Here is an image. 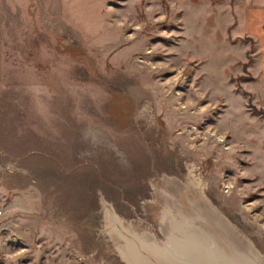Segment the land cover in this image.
Masks as SVG:
<instances>
[{"label":"rangeland","instance_id":"obj_1","mask_svg":"<svg viewBox=\"0 0 264 264\" xmlns=\"http://www.w3.org/2000/svg\"><path fill=\"white\" fill-rule=\"evenodd\" d=\"M225 5L7 6L0 264H124L102 212L162 239L164 178L209 199L264 255V23L244 34Z\"/></svg>","mask_w":264,"mask_h":264},{"label":"bare ground","instance_id":"obj_2","mask_svg":"<svg viewBox=\"0 0 264 264\" xmlns=\"http://www.w3.org/2000/svg\"><path fill=\"white\" fill-rule=\"evenodd\" d=\"M145 107L135 120H142ZM161 180L166 188L156 194L164 204L158 225L162 239L125 222L107 205L102 212L124 264H264L259 249L209 199L199 195L196 203L181 180Z\"/></svg>","mask_w":264,"mask_h":264},{"label":"crops","instance_id":"obj_3","mask_svg":"<svg viewBox=\"0 0 264 264\" xmlns=\"http://www.w3.org/2000/svg\"><path fill=\"white\" fill-rule=\"evenodd\" d=\"M12 1L16 0H0V81L2 75V18L7 6L10 5ZM251 1H253V3L245 4V0H224L226 9L223 8V10L226 12L229 7H238L243 16L239 17L241 24H237L236 28L241 25L238 31H243L244 34L246 33L247 35L253 36L255 32L254 28H257L256 24L264 23V0ZM261 28L264 29V25H262ZM256 37H258V35Z\"/></svg>","mask_w":264,"mask_h":264}]
</instances>
